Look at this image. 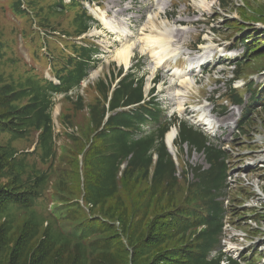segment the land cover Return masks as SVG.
<instances>
[{"label": "trees", "instance_id": "trees-1", "mask_svg": "<svg viewBox=\"0 0 264 264\" xmlns=\"http://www.w3.org/2000/svg\"><path fill=\"white\" fill-rule=\"evenodd\" d=\"M26 2L30 8L31 22H42L44 27L54 24L51 18H54L56 13H50L49 0ZM52 8L54 11L65 9L61 4L53 5ZM68 8L75 9V4ZM248 11L251 12L249 9ZM249 19L264 21V12H253ZM71 22L72 32L76 34L86 28L87 17L76 11ZM261 45L262 42L257 40L255 55L264 56V47L259 48ZM1 50L0 43V134L6 129H12L13 137L17 138L30 130L40 129L42 146L48 152L51 145L48 110L51 93L66 90L86 73L88 65L85 61L89 57V50L73 45V52L66 57L71 68L62 72L67 68L66 65L58 70V74H61V84L55 87L47 85L51 89L41 87L31 77L22 74L15 76L5 71L4 67L9 61L4 59ZM104 88L102 84V89ZM138 98L137 90L132 89L131 81L126 79L116 92L115 101L124 100L128 103ZM262 101L264 109V98ZM255 103L253 99L251 104ZM102 111L100 109L92 113L96 124L100 121ZM137 115L138 113L134 116L124 115L123 119L113 120V123L124 122V125L128 126L142 120V116ZM123 136L124 134L118 131L112 136L118 145L120 144L121 153L136 145L129 136L122 143ZM194 136L198 137L196 133H192L191 139H188L192 143H198L197 139H192ZM144 142L140 141L136 150V155L140 158L137 163L141 164L146 163L145 156L152 147ZM26 155L30 154L17 153L10 144L0 141V216L10 217L11 213L5 211L8 210V205L14 206L20 212L16 221L12 222L13 219L9 218L0 222V264H217V261L207 263L205 254L215 245L218 228L211 229L210 233L204 230L195 235V240H191L187 233L188 222L194 218L201 219V215L191 212L183 227H176L171 222L169 213L182 208L187 202L186 199L176 201L179 197L175 187H169L172 196L175 195L173 200L168 195L160 196L156 201L137 200L139 196H143L139 191H145L137 189L136 182L127 179L128 188L132 193V196H129V208L116 199V188L111 176L104 181L107 188H110V199L107 200L103 197L106 194L98 191L99 199L91 202L87 196L88 189L84 190L74 184L67 173L59 170V178L53 184V210L47 215L43 210L38 211L35 208L37 204H41L39 200L42 194L39 193L46 183L47 175L40 172L35 163L28 162ZM207 155L211 163L214 161L219 165L220 183H223V164L215 160L211 150H208ZM38 160L41 161L39 156ZM73 162L76 169V156ZM132 168L131 165L130 169ZM172 173L171 164L168 163L165 168L159 165L154 176H170ZM143 174L145 176L146 167ZM74 177L76 178L75 175ZM204 177L209 181L207 174L200 175L201 180H205ZM172 178L174 179L173 175ZM211 181L214 182L212 179ZM162 189L166 190V185H163ZM146 191L148 195H152L158 190L146 186ZM161 197L166 200L160 201ZM201 200L208 209L215 207L216 215L222 210L221 202L212 201L211 194L201 197ZM139 201H144L145 212L142 218L135 217ZM86 204H89V212L85 210ZM133 218L139 222L131 223ZM176 219L177 215H174L172 220ZM219 219L217 217L218 222ZM229 264L236 263L230 261Z\"/></svg>", "mask_w": 264, "mask_h": 264}, {"label": "rangeland", "instance_id": "rangeland-1", "mask_svg": "<svg viewBox=\"0 0 264 264\" xmlns=\"http://www.w3.org/2000/svg\"><path fill=\"white\" fill-rule=\"evenodd\" d=\"M210 1V0H207ZM213 1V5L207 9H204L199 5V0H170L169 4L165 9L166 15L162 14L160 4L165 3L166 0H102L100 6L93 3V9L98 15H102L99 17V26L92 27L90 31V35L97 39V42L100 45L101 54L98 56L100 58V63L96 65V69L91 71L90 77L95 78L101 71L103 67H106L108 62H114V51L119 48L125 41L132 40L134 38H138L140 40L144 39L146 35H155L157 32L163 30V28L169 27L170 29H176L175 32H178L180 36L178 38H174L173 42L168 41L167 49H175L176 51H180V53L184 50L187 52L189 49L187 46H193L195 43L199 44L200 39L206 43V45H223V43H227L228 40H218V37L214 35V28L220 26V23H224V18L227 16H235L240 17V11L243 4L250 3L256 12L262 10L264 12V0H211ZM87 4V2H85ZM225 5V7H221ZM159 12V15L157 14ZM166 16V17H165ZM152 18L153 24L149 23V19ZM166 18L168 20H166ZM151 19V20H152ZM104 21H109L110 26L113 27V30L108 28ZM109 25V24H107ZM165 25V26H164ZM0 29L3 31H8L9 26L6 24L3 17H0ZM143 42V40H142ZM141 45V43H139ZM139 49V47L137 48ZM159 49V48H155ZM142 50V49H141ZM174 52V54L170 55L171 57L168 61L164 63L162 69H157L156 73L160 74V78L164 81V86L162 88L163 94L158 95V100L161 104V110L163 111L162 117L165 118L166 114L179 115L181 118L188 119L189 117L192 120H196L194 117V109L193 106L184 109L183 104L181 105L182 109L171 101L172 99H176L177 97V89L174 84L177 79H179V83L183 84L186 80H196L193 78H189L187 76L190 75H181L177 76L175 73L177 71V67L182 62H185V54L177 55L178 52ZM174 58L178 64L174 65ZM151 60H153V56L150 52H146L144 54L135 52V57L132 59L131 63L134 65H140L136 69L133 68L134 72L136 70H140L136 75L141 73L150 72L149 65L151 64ZM99 62V61H98ZM97 62V63H98ZM105 63V66H104ZM160 67V66H159ZM171 67H174L172 70H168ZM15 69V68H14ZM156 69V68H155ZM221 70L222 68H218ZM18 70L22 69L18 66ZM262 71V70H260ZM258 71V72H260ZM17 73V72H16ZM222 76V72L220 71ZM203 82L206 84L207 91L213 89L215 87L222 86L215 79L209 78V74H204ZM158 91V87H157ZM172 93V95H171ZM179 95V92H178ZM193 95V92H191ZM248 93L244 92V96H247ZM209 96V92H206V98ZM58 95H53V99L57 101ZM60 103H57L55 106H58ZM212 103H209L208 107H211ZM239 107V106H238ZM260 109L257 108L256 111ZM262 128L260 129V119L256 118L254 124H250L247 128L245 135H248L250 131H253L254 137L250 139V141H256L257 137L264 136V124L262 122ZM258 130V131H256ZM154 133L155 124H145L143 125V129L141 133L137 136H134L135 139L143 140L147 137H152V140H155ZM228 135V134H227ZM227 135H222L220 138L213 139L215 142L221 141H229ZM245 135L242 138H238V142L240 140L245 139ZM1 138V136H0ZM120 145V144H119ZM115 146L110 143L109 138L107 137V143L103 147L102 151H98L96 147H94L92 151V157L88 163V171H89V181L86 186L88 189L89 200L91 202L97 201L99 199L98 191L101 193H105L107 200L110 199V188H107V184H104V181L111 176L114 180L115 174L118 173L117 183L119 186L123 185V179L120 174L123 170L122 167L119 166V160L121 158L120 146ZM15 148L17 147L13 144ZM21 147V145H20ZM22 149V148H19ZM253 154H256L258 157L264 159V141L259 142L258 146H255L252 149ZM202 157L198 155H194L192 160L194 162H202ZM118 162V165L115 164ZM188 178L191 179V175L188 174ZM143 182V180H141ZM147 183H142L141 186H138L137 189L144 190L145 194H147L146 186ZM239 185L231 186L228 189V194L226 195V199L233 203L236 193L238 192ZM52 194V190L50 189ZM121 198V199H120ZM142 200H147L148 197L139 196ZM116 199L125 203L130 208V200L129 197L119 192L116 195ZM88 200V198H87ZM264 201V199H262ZM47 202V196L45 198V203ZM45 213V208L42 209ZM40 210V211H42ZM145 212L144 201H141L138 210L135 214V217L142 218ZM18 214V211H17ZM252 214V213H251ZM261 225V224H260ZM231 226H233L231 224ZM256 227H248L243 224V222L235 223V233L229 232V237L226 238L225 244L227 248L225 249L228 254H231L234 248V245L241 244L240 236H235L234 234H241L239 231L242 230L243 233L246 234V231H254ZM260 230L263 232L262 234H251L254 237L248 238L254 241H257L259 237L264 236V225L260 226ZM250 236V235H248ZM231 239V241H230ZM263 240H260L262 243ZM249 242H243L242 247L248 246ZM264 250V248L261 247ZM260 261V259H258Z\"/></svg>", "mask_w": 264, "mask_h": 264}, {"label": "bare ground", "instance_id": "bare-ground-1", "mask_svg": "<svg viewBox=\"0 0 264 264\" xmlns=\"http://www.w3.org/2000/svg\"><path fill=\"white\" fill-rule=\"evenodd\" d=\"M208 5V2L205 4ZM152 19V18H151ZM150 19V23L153 24V20ZM105 24H109L108 22H105ZM158 33V32H157ZM166 33H168L166 31ZM145 46L146 45H157L159 50H155L153 52V55L156 56V59L153 62V65L150 66L151 70H154L155 68L162 65L166 57L169 55L170 52H167L166 49L168 47V40L169 36L167 34L159 33V35H146L145 36ZM135 42L133 40L125 41L119 48L115 49L114 57L118 62H122L125 66L128 64L131 55L132 50L131 48L134 46ZM142 50H144L142 48ZM163 53V54H162ZM174 54V53H173ZM185 70H182V72ZM174 136V132H170L167 136V143L169 144L171 142L172 137Z\"/></svg>", "mask_w": 264, "mask_h": 264}]
</instances>
